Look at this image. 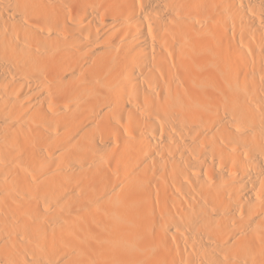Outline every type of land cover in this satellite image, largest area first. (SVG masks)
<instances>
[{
	"label": "bare ground",
	"instance_id": "1",
	"mask_svg": "<svg viewBox=\"0 0 264 264\" xmlns=\"http://www.w3.org/2000/svg\"><path fill=\"white\" fill-rule=\"evenodd\" d=\"M0 264H264V0H0Z\"/></svg>",
	"mask_w": 264,
	"mask_h": 264
}]
</instances>
